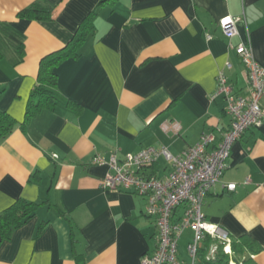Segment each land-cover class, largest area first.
<instances>
[{
	"label": "crops",
	"instance_id": "crops-1",
	"mask_svg": "<svg viewBox=\"0 0 264 264\" xmlns=\"http://www.w3.org/2000/svg\"><path fill=\"white\" fill-rule=\"evenodd\" d=\"M100 1L0 0V27L22 34L24 44L21 61L12 50L0 61V110L17 122L0 143V212L18 199L38 203L10 238L0 237V264H140L156 245L145 200L103 188L108 167L92 158H122L147 146L178 155L203 132L218 141L230 118L223 97H210L217 75L237 94L248 93L234 45L248 42L264 67V0ZM37 2L51 6L49 20L17 16ZM93 11L94 28L78 56L54 69L57 106L23 124L40 59L61 49ZM224 17L237 19L232 39L222 34ZM66 99L80 109L65 106ZM148 172L164 177L169 163L159 157ZM229 183L236 188L228 190ZM202 212L231 240L250 236L259 251L241 259L264 264V127L233 143ZM192 235L185 229L180 236L181 257ZM200 253L197 264H206Z\"/></svg>",
	"mask_w": 264,
	"mask_h": 264
},
{
	"label": "built area",
	"instance_id": "built-area-1",
	"mask_svg": "<svg viewBox=\"0 0 264 264\" xmlns=\"http://www.w3.org/2000/svg\"><path fill=\"white\" fill-rule=\"evenodd\" d=\"M236 21L231 17L220 20L225 38L237 35ZM234 50L246 71L248 93L237 94L222 73L217 75V88L210 97H223L224 110L230 118L229 128L218 141L212 133L203 132L194 145L178 155L171 154L164 146H147L122 158L114 153L92 158L93 164L108 167L100 181L103 188L125 191L145 200V215L153 218L156 228V245L150 254L142 257L140 264H197L206 236L230 253L229 233L208 222L202 212L204 198L220 181L233 143L248 129L264 127V67L254 58L248 42L237 43ZM159 157L169 163V172L164 177L148 172ZM226 188L234 190L236 184L229 183ZM185 229H191L193 235L181 257L178 240Z\"/></svg>",
	"mask_w": 264,
	"mask_h": 264
},
{
	"label": "trees",
	"instance_id": "trees-1",
	"mask_svg": "<svg viewBox=\"0 0 264 264\" xmlns=\"http://www.w3.org/2000/svg\"><path fill=\"white\" fill-rule=\"evenodd\" d=\"M106 1L108 0H101L99 4H103ZM51 14L52 8L50 5L37 2L20 10L17 16L26 20H49ZM94 15V11L90 12L81 20L72 38L61 49L46 54L40 59L37 82L30 90L23 124H26L30 118L42 110L53 109L57 106L59 97L57 91V75L54 69L64 59L78 56L79 48L83 45L87 36L93 31L94 26L92 20ZM0 32V61L8 59L11 50L17 58L16 62L21 61L24 55L22 34L16 33L15 30L6 24L2 25ZM1 93L2 89H0V96ZM64 104L74 109H80V106L70 99H66ZM16 124V120L9 113L0 110V143L13 131ZM37 206L38 203L36 202H27L23 199H18L0 212L1 240L10 238L13 231L34 214ZM222 247V244L206 236L203 240V247L201 246L199 250L203 251L200 254L204 262L206 264H230V261H232L230 258H233V264H239V262L241 264H254L249 256H245L243 259L241 258L246 251L253 253L259 251V247L254 245V240L248 235H242L239 239L231 240L230 253H225ZM210 249H213L211 251L213 255L206 257V252ZM230 255L231 257H229Z\"/></svg>",
	"mask_w": 264,
	"mask_h": 264
},
{
	"label": "rangeland",
	"instance_id": "rangeland-1",
	"mask_svg": "<svg viewBox=\"0 0 264 264\" xmlns=\"http://www.w3.org/2000/svg\"><path fill=\"white\" fill-rule=\"evenodd\" d=\"M214 248V247H213Z\"/></svg>",
	"mask_w": 264,
	"mask_h": 264
}]
</instances>
